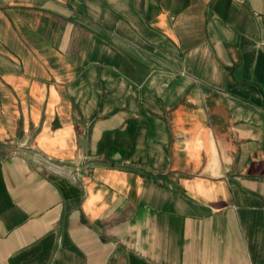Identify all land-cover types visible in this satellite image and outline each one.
I'll list each match as a JSON object with an SVG mask.
<instances>
[{
	"label": "crops",
	"instance_id": "1",
	"mask_svg": "<svg viewBox=\"0 0 264 264\" xmlns=\"http://www.w3.org/2000/svg\"><path fill=\"white\" fill-rule=\"evenodd\" d=\"M0 264H264V0H0Z\"/></svg>",
	"mask_w": 264,
	"mask_h": 264
}]
</instances>
